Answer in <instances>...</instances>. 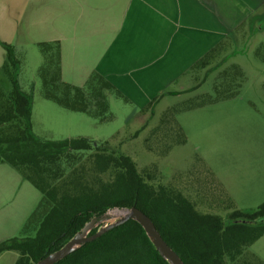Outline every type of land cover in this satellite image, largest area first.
<instances>
[{
    "label": "trees",
    "instance_id": "trees-1",
    "mask_svg": "<svg viewBox=\"0 0 264 264\" xmlns=\"http://www.w3.org/2000/svg\"><path fill=\"white\" fill-rule=\"evenodd\" d=\"M260 17L264 21V11ZM0 46L5 51L2 70L10 85L8 91L0 87V163L10 165L40 193L22 225L28 234L0 241V254L14 251V264H35L61 247L92 217L110 209L137 207L184 264H264L247 251L264 234V200L254 210L232 208L229 202L223 208L224 215L220 207L204 210L179 184L158 182L155 166L138 168L129 155L109 150L105 142L82 136L58 140L38 137L30 121L32 93L18 84L21 61L16 48L1 40ZM37 46L43 58L39 75L45 98L100 118L107 105L105 91L121 96L97 72L90 73L82 87L63 82L59 42H39ZM222 47L220 42L210 49L190 71L213 63ZM54 264L169 263L141 225L127 219Z\"/></svg>",
    "mask_w": 264,
    "mask_h": 264
},
{
    "label": "rangeland",
    "instance_id": "rangeland-1",
    "mask_svg": "<svg viewBox=\"0 0 264 264\" xmlns=\"http://www.w3.org/2000/svg\"><path fill=\"white\" fill-rule=\"evenodd\" d=\"M24 55L18 75L32 93L30 121L38 137L105 142L109 150L129 155L138 168L155 166L158 182L179 184L204 210L220 207L224 215L228 202L232 208L254 210L264 200V21L231 28L213 63L168 84L145 111L141 109L153 98L130 99L106 90L100 118L45 98L39 47L33 45ZM12 187L0 202L1 223L31 199L26 187L40 195L25 180ZM113 210L119 209L97 217L96 227L117 220L109 216ZM25 234L21 228L16 236ZM247 251L264 262V234ZM16 255L4 253L0 264H14Z\"/></svg>",
    "mask_w": 264,
    "mask_h": 264
},
{
    "label": "crops",
    "instance_id": "crops-1",
    "mask_svg": "<svg viewBox=\"0 0 264 264\" xmlns=\"http://www.w3.org/2000/svg\"><path fill=\"white\" fill-rule=\"evenodd\" d=\"M263 11L264 0H0V40L16 48L20 61L33 45L58 41L63 82L82 87L97 72L121 97L154 99L224 42L231 28L260 20ZM4 59L0 46V87L8 91ZM18 84L25 91L19 75ZM12 170L0 163V202L24 181ZM26 189L32 195L27 204L16 216L0 218V241L16 236L39 201Z\"/></svg>",
    "mask_w": 264,
    "mask_h": 264
},
{
    "label": "water",
    "instance_id": "water-1",
    "mask_svg": "<svg viewBox=\"0 0 264 264\" xmlns=\"http://www.w3.org/2000/svg\"><path fill=\"white\" fill-rule=\"evenodd\" d=\"M124 210L127 211V214L125 216L118 217V219L115 221L105 222L103 225L97 227L94 233H90V230L96 227L97 217H92L82 226V228L79 231H77L72 237H70L61 247L46 254L43 258L39 259L35 264H54L60 259L70 254L80 245L96 239L97 237H99L109 229L122 224L127 219H134L141 225V227L144 229L145 233L151 240L157 252L169 264H184L181 258L178 256V254L164 241V239L157 231L154 223L151 221V219L148 216H146L137 207H131L129 209H124ZM107 219L108 217L104 216L101 220L105 221Z\"/></svg>",
    "mask_w": 264,
    "mask_h": 264
},
{
    "label": "bare ground",
    "instance_id": "bare-ground-1",
    "mask_svg": "<svg viewBox=\"0 0 264 264\" xmlns=\"http://www.w3.org/2000/svg\"><path fill=\"white\" fill-rule=\"evenodd\" d=\"M127 214V211L124 209L121 210H113L112 212L109 213V216L111 218H116V217H122Z\"/></svg>",
    "mask_w": 264,
    "mask_h": 264
}]
</instances>
